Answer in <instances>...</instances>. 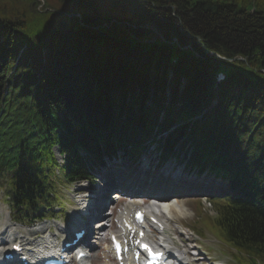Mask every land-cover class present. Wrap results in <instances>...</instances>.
<instances>
[{
	"label": "trees",
	"instance_id": "obj_1",
	"mask_svg": "<svg viewBox=\"0 0 264 264\" xmlns=\"http://www.w3.org/2000/svg\"><path fill=\"white\" fill-rule=\"evenodd\" d=\"M109 1L103 13L102 0H0V185L11 204L51 206L57 170L92 180L102 152L126 153L217 99L166 147L230 181L234 195L214 201L199 232H215L242 264H264V0Z\"/></svg>",
	"mask_w": 264,
	"mask_h": 264
},
{
	"label": "rangeland",
	"instance_id": "obj_2",
	"mask_svg": "<svg viewBox=\"0 0 264 264\" xmlns=\"http://www.w3.org/2000/svg\"><path fill=\"white\" fill-rule=\"evenodd\" d=\"M44 1H41V4L38 6V8H41L42 5H44ZM101 6L102 8L100 9L103 13H109L111 10V5H110V1L109 0H102L101 2ZM47 9L50 10H55V9H59V6L57 5L56 2L52 1V5L49 4V7H47ZM121 12L122 17L125 18H121L124 19L123 22L128 24L130 27V23L128 20H126V17L128 15L127 11L121 10L120 8H118ZM134 15V13L132 14ZM138 26L141 27L140 24H138ZM146 27V26H145ZM145 27H143V29H145ZM137 28V27H136ZM149 29L153 30V32L155 33L156 36H160V33L152 28L151 26H148ZM56 152V150H55ZM56 157L57 160L59 162H61V158L58 155V153L56 152ZM118 159H116V162ZM118 165H120L119 163H117ZM128 173V170L126 169V171ZM60 178H58V180L56 181V198L59 197V201L57 203V205H62L64 206L62 209H59L56 207L55 211V218H47L46 221H40L39 223H35L32 224L31 226L30 223H28L26 226H14L12 225V220H10V215L12 216V213L9 210L7 201L5 200V198L2 196L3 194L0 195V230L3 228V225L5 223L11 225L14 228V231H11L7 234V236H4L6 238V240H8V238L10 237L9 235H14L13 237H17V236H22V234L25 235V237L27 238V240H32L34 237H38V239H40V237L42 236H46L47 234H49V230L50 231H54V233H58V234H62L61 232H59V229H61V227L63 226L62 224H67L68 222H71L72 220L75 219L76 217V208L80 207V200L82 199L80 196H76L74 194V192L76 191L77 188H79V186H73V185H67L66 183L61 182V180H59ZM114 180H116V178H113ZM186 179L189 180L190 182L193 181L192 178L186 176ZM102 184L100 183L99 180H96V182H94L93 184V188L95 189L96 187H100L102 188ZM80 187L84 188L85 183L80 184ZM90 194V192H89ZM217 195V194H215ZM215 195H209L206 197H199V196H186L182 198V202L185 204L186 208L189 210V214H185L186 216L184 217H180V220L182 221L183 226H185V231L182 232V234L180 235L179 233H177V229L174 227V224L170 223L169 227H170V235L174 239L175 242L182 246L183 244L181 243V240L186 241V244L189 246V252L193 253L191 258H199L196 257V253L198 252L195 248H193L194 245L200 246L202 248H205L207 245L208 248L211 247V249L213 250H201L203 251L206 255L211 256V258L218 260V254H215V251H217L219 249V245L220 248H222V252L226 254V252L228 253L229 248L227 246H223L221 245L215 238H217L215 235H213V233L211 234L209 231L205 230L204 234H203V238L201 239H196L194 236H192L190 234V230L197 227V215L199 213V210H203L204 213L209 214V215H213V211L211 210V207L208 203V201L210 199H212ZM218 197V196H216ZM71 199V200H70ZM89 201V200H88ZM113 205V204H112ZM123 205V202H118L114 204V208H113V212L114 215L112 216L113 219L110 220H116V215L117 212L121 209V206ZM60 210V211H59ZM109 210H105V215H108ZM31 215V214H30ZM109 216V215H108ZM196 221V222H195ZM29 222V221H28ZM65 222V223H64ZM105 223H108V221H105ZM51 228L46 231L45 229L47 227ZM15 231V229H17ZM40 228V229H39ZM188 228V229H186ZM191 228V229H190ZM34 229H38V230H34ZM190 229V230H189ZM45 230V231H44ZM26 231H28L26 233ZM17 232V233H16ZM181 236V237H177ZM12 237V238H13ZM100 244V247L97 248H93L91 251V255H92V259L91 262L92 264H104V263H108L111 262L110 258H109V252L106 251V244L101 242L99 243V241L97 240H93L91 244L96 245V244ZM182 244V245H181ZM210 246V247H209ZM225 247V248H224ZM105 250V251H104ZM203 258V257H200ZM225 258V257H223Z\"/></svg>",
	"mask_w": 264,
	"mask_h": 264
},
{
	"label": "bare ground",
	"instance_id": "obj_3",
	"mask_svg": "<svg viewBox=\"0 0 264 264\" xmlns=\"http://www.w3.org/2000/svg\"><path fill=\"white\" fill-rule=\"evenodd\" d=\"M106 174V173H105ZM108 174H110V173H108ZM106 177H107V174L105 175ZM108 178V177H107ZM201 178V177H200ZM202 179V178H201ZM209 179V178H208ZM207 179V180H208ZM133 180H134V178H132L131 179V181L130 182H133ZM206 180V181H207ZM123 182H129L128 181V179L127 178H125L124 180H123ZM123 182H121L122 183V186L124 185V183ZM189 180H187V179H184V180H182V181H179V182H176L177 183V185H178V188L180 189V188H187V186H188V184H189ZM194 182H198V181H195L194 180ZM107 183H111V181L109 180V179H105V184H107ZM146 183H148L149 184V186H152V185H154V183H156V182H154L153 181V179H149V180H146ZM176 185V186H177ZM195 187H197V188H199V189H197V188H195ZM120 188H122V187H120ZM161 187H159V189H160ZM158 189V188H157ZM170 191V190H169ZM169 191H167V192H169ZM104 191L103 190H101V191H96L95 192V194H96V197H95V199H99L97 202V204H95L94 205V203H91L92 204V208L90 209L89 208V211L91 210L92 212H96L97 211V209L99 210V212H100V214H102V211H101V209H102V207H103V204L107 201L106 200V198L104 199V193H103ZM192 192H199V193H204L205 195H208L209 193H211V192H213V190H211L210 188H207V187H204V188H201V186H200V184H197L196 186H194V188L192 189ZM171 195L168 197V196H163L162 197V202H159L160 204H161V208L159 209V208H156L157 210V213H159V214H161L162 215V217L163 218H165V217H167V219H171V220H173L172 222H175L176 224H179V218L180 217H184V216H186L185 214H189V210L186 208V206H185V204L182 202V200H181V198H178V197H175L176 195H182L183 193H184V191L183 190H178L176 187L175 188H173V189H171V191L169 192ZM101 201V202H100ZM86 201H82V208L84 209V207H89V203H86V204H84ZM131 207L133 208V207H135V205H131L130 206V204H129V206H127L126 208H125V211L124 212H127V210H129V209H131ZM164 213H166V215L164 214ZM165 217H164V216ZM92 222V220H90V223ZM166 223H164L163 222V225L164 226H167V225H165ZM95 225H99V222H97V223H95ZM101 225V224H100ZM84 228L86 229V232L87 233H89L90 232V230H89V226L88 225H86V226H84ZM11 231H14L13 230V228L9 225V224H7V223H5L4 225H3V228L1 229V231H0V236H3V235H5V234H8L9 232H11ZM50 237L51 236H49V237H47V238H45L41 243H40V241H41V239H37V240H33L32 241V243H34V244H44V243H47V242H51L52 240L50 239ZM27 239H25V238H23V241H26ZM31 241V240H30ZM6 242H5V240H0V246H2V245H4ZM168 244H169V246H170V244L171 245H173L171 242H168Z\"/></svg>",
	"mask_w": 264,
	"mask_h": 264
},
{
	"label": "water",
	"instance_id": "obj_4",
	"mask_svg": "<svg viewBox=\"0 0 264 264\" xmlns=\"http://www.w3.org/2000/svg\"><path fill=\"white\" fill-rule=\"evenodd\" d=\"M57 27L62 33L68 32V27H67L66 21L64 19H61L59 21V23L57 24Z\"/></svg>",
	"mask_w": 264,
	"mask_h": 264
}]
</instances>
